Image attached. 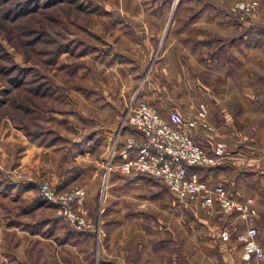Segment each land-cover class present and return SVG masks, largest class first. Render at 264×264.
Masks as SVG:
<instances>
[{"label":"rangeland","instance_id":"rangeland-1","mask_svg":"<svg viewBox=\"0 0 264 264\" xmlns=\"http://www.w3.org/2000/svg\"><path fill=\"white\" fill-rule=\"evenodd\" d=\"M239 2H257L256 14L236 17ZM252 27L264 32V0H0V264H264L238 240L256 226L264 248L254 200L253 218L204 207L109 164L132 98L186 118L204 103L206 126L192 133L236 156L201 178L237 199L264 193V180L240 174L264 166V33L261 44L238 42ZM13 65L45 91L29 113L16 106L24 92L15 103L4 95Z\"/></svg>","mask_w":264,"mask_h":264},{"label":"built area","instance_id":"built-area-1","mask_svg":"<svg viewBox=\"0 0 264 264\" xmlns=\"http://www.w3.org/2000/svg\"><path fill=\"white\" fill-rule=\"evenodd\" d=\"M256 5L257 2H239L232 12L239 19L254 16ZM198 110L197 118H186L177 110L163 116L147 101L138 99V95L132 98L114 130L109 164L115 162L123 175H147L161 181L178 199L199 198L204 207L217 205L222 210L253 218L252 198H233L222 184L209 186L196 170H191L195 166H220L233 157L225 142H213L209 147L196 142L192 132L206 126L201 119L207 112L206 105L200 103ZM128 127L133 133H124ZM81 194L76 191L72 197L79 202ZM228 236L223 231V239ZM257 237L254 226L238 234L245 259L264 256Z\"/></svg>","mask_w":264,"mask_h":264},{"label":"crops","instance_id":"crops-1","mask_svg":"<svg viewBox=\"0 0 264 264\" xmlns=\"http://www.w3.org/2000/svg\"><path fill=\"white\" fill-rule=\"evenodd\" d=\"M262 28H260V27H258V28H254V27H252V29L250 30L251 31V33H252V37H251V39H247V41L245 40L246 38H247V34H245V33H243V38H242V36H240V37H238V42H241L239 45L241 46L239 49H241V50H243L244 48V45H246V47L248 46V42H249V40H250V42L251 43H253V44H261V38H262V33H264V32H262V30H261ZM236 43V42H235ZM235 43H231V45L230 46H234V47H239L238 45H237V43L235 44ZM234 44V45H233ZM184 47V46H183ZM188 47H190V45H188ZM229 47V46H228ZM230 53V52H229ZM237 53V52H236ZM234 56H240L239 54H241V53H237L238 55H235L234 53H232ZM238 58V57H237ZM239 72H241V71H239ZM155 90V91H154ZM154 90H152V89H150V93H151V95H155L157 98H159V96H160V98L159 99H161V95H162V91H161V88L160 87H154ZM148 102V101H147ZM149 103V102H148ZM124 133H133V129L131 128V127H128L125 131H124ZM107 136L109 135V131L107 132V133H105ZM100 135V134H99ZM99 135H97L96 134V132H95V134H94V131L92 132V133H90V134H88V135H86L84 138H82V139H80V140H78L77 141V145H76V147L78 148V152H82V148H84L83 146H84V144L86 143V146L87 145H90V144H92V143H95L96 142V139L95 138H97L96 136H99ZM193 136H194V138H195V140H196V142H198L199 144H202L203 146H205V147H209L210 146V143H213V142H210L208 139L209 138H207V137H205L204 139H206V140H204V139H201V138H203V137H197V135L195 134V132L193 133ZM103 138L105 139V135L103 136ZM82 140H84V142H82ZM100 140V139H99ZM101 141V140H100ZM99 141V142H100ZM80 149V150H79ZM85 149V148H84ZM234 156H236V154H233V157ZM226 162H230V161H226ZM225 164H227V163H225ZM116 166H117V164H115ZM253 165H255V167H253L252 166V168H250V169H246V170H244V169H242V171H240L241 173V175H246V174H248L249 172L250 173H253V174H255L256 175V177H258L260 180H264V166H260L259 164H257V163H253ZM226 166V165H225ZM216 167H224V165H222V166H216ZM201 168L202 167H196V168H191V170L193 169V170H196L199 174H202V170H201ZM204 168V167H203ZM262 168V169H261ZM137 176V175H136ZM215 185H217V184H215ZM256 194H254L253 196H252V199L254 200V207L257 209V212H258V218L256 217L255 219H254V222H257L258 224H260L261 226H262V223H264V222H261V221H264V193H261L260 191H258V192H255ZM246 198H248V197H246ZM261 218H262V220H261ZM256 227V226H255ZM257 228V227H256ZM262 228V227H261ZM258 229V228H257ZM262 229H264V228H262ZM260 243L262 242V240L260 239V231H259V240H258Z\"/></svg>","mask_w":264,"mask_h":264},{"label":"trees","instance_id":"trees-1","mask_svg":"<svg viewBox=\"0 0 264 264\" xmlns=\"http://www.w3.org/2000/svg\"><path fill=\"white\" fill-rule=\"evenodd\" d=\"M47 5H50L49 3ZM23 35L27 36L29 35V33H31V30H25L22 32ZM43 33V32H42ZM28 44H33L34 40L31 38L30 40H27ZM63 46H61V43L57 44L56 50L54 51V56L52 59H56L58 53L61 51ZM13 67H15L16 69H18V72H16L17 74L11 78L8 83L9 85L5 88L4 90V95H8L10 93V91L13 90V92L11 93V98L15 103V100L18 101V99H16L19 95L21 97V92H24L27 96L24 97V99L21 100L20 105H16L18 109H22L21 111L23 113H29L30 112V108L28 107L29 104H31L32 102V96H39L42 92L43 94H45L44 89L42 90V86L41 85H37V86H30L28 84H24L26 82L25 78L27 76V74L29 72L33 73V70L30 67H25L22 68L20 66H16L13 65ZM11 67V68H13ZM25 80V81H24ZM23 82V83H22ZM24 84V85H23ZM23 97V96H22ZM23 127V126H22Z\"/></svg>","mask_w":264,"mask_h":264}]
</instances>
